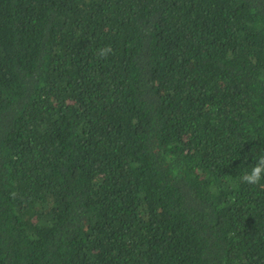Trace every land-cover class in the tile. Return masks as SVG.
Here are the masks:
<instances>
[{"label": "trees", "instance_id": "1", "mask_svg": "<svg viewBox=\"0 0 264 264\" xmlns=\"http://www.w3.org/2000/svg\"><path fill=\"white\" fill-rule=\"evenodd\" d=\"M262 154L264 0H0V264H264Z\"/></svg>", "mask_w": 264, "mask_h": 264}, {"label": "clouds", "instance_id": "2", "mask_svg": "<svg viewBox=\"0 0 264 264\" xmlns=\"http://www.w3.org/2000/svg\"><path fill=\"white\" fill-rule=\"evenodd\" d=\"M110 46H105L97 51V55L101 58H106L112 53ZM241 182L248 185H259L264 181V154L260 155L253 167L250 170L245 171L241 177Z\"/></svg>", "mask_w": 264, "mask_h": 264}]
</instances>
